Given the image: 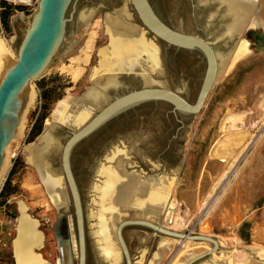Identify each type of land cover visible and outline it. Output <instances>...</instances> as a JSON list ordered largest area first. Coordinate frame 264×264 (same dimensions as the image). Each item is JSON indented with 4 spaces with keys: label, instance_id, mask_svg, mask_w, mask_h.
Returning a JSON list of instances; mask_svg holds the SVG:
<instances>
[{
    "label": "rangeland",
    "instance_id": "1",
    "mask_svg": "<svg viewBox=\"0 0 264 264\" xmlns=\"http://www.w3.org/2000/svg\"><path fill=\"white\" fill-rule=\"evenodd\" d=\"M74 1L66 15L69 19L74 8L72 22L67 26L58 54L46 67L44 74L38 80L29 83L35 90L36 101L27 114L22 137L13 140L7 147L8 170L6 169L0 189L1 194L5 187L0 201H3L8 193H14L8 198L9 201H6L2 214L5 219L9 215L15 217L12 226L14 240L12 250L8 253L7 264H16L13 244L17 238L16 218L20 204L26 208L27 216L37 222L38 231L44 236L43 244L33 249L35 256H39L46 264H57L58 243L52 228L59 218H65L72 264H77L78 250L73 209L60 168L62 147L75 131L60 124L54 125L51 114L62 100L79 98L85 90H90L93 86H103L100 81L105 79L104 74L100 77L96 70L102 61L107 60L105 58L107 56H104L106 53L108 58L110 57V48L107 49L108 41L102 11L101 15L100 13L95 15L96 10L105 7V14L108 16L120 9L122 13L125 11L130 16L133 24L138 28L142 27L127 0ZM77 1L79 5L76 4ZM158 1L167 25L172 30H181L208 43L219 57L220 68L204 107L199 114L185 122V129L178 134L175 145L178 165L171 171L162 170L159 175L166 199L162 211L146 215L134 204L130 209L117 210L118 219H113V222L109 214L103 215L107 221L109 244L116 254V264L124 262L118 248L115 229L118 224L130 220L150 222L176 233L214 239L219 249L212 257L201 260L205 262L204 264H226L228 260L229 264H234L232 261L236 260L246 264H264V45L256 43L257 40L252 38L253 35L264 37V0L256 1L250 19L256 20L255 26H246L243 29L244 33L232 40L226 38L225 34L234 17L226 14V9L217 4L218 0H193L197 8L194 12L191 0ZM37 9L38 6L30 14L24 13L22 8L12 11L6 21L7 29L0 22L3 32L0 39L12 55L13 64L18 60L17 52ZM92 33L95 38L88 63L79 64L76 60L83 59L85 44ZM148 38L154 45L148 43L161 51L158 59L159 72H151V75L154 74L151 77L153 81L148 80L150 83L148 87L161 86L179 93L191 105L194 104L206 71L205 65L180 51H167L165 45L153 36ZM240 48L243 49L244 57L226 72L231 58ZM112 63L113 60L109 63L110 73H113ZM65 67L71 70L76 69L75 67L83 69V77L76 87ZM99 71L102 73L101 69ZM42 82L44 89H56L49 107V116L39 137L45 134L52 142L46 151L45 164H48L51 172L62 181L66 205L60 209L50 200L37 170L28 164L27 150L37 145L39 139L38 137L34 142L28 143L30 131L43 106L41 99L43 89L40 87ZM133 83L128 84V88L141 89L147 86L144 83ZM73 87L75 89L70 90ZM56 99L60 100L54 103ZM231 113L244 117L242 136L249 147L242 151L244 144L240 145L234 151L235 161L227 159L222 162L219 158L213 157V154L218 148L217 145L226 138L229 139L223 128ZM150 114L143 111L140 116ZM92 116V114L88 116L89 120ZM145 126L146 123L141 124L142 133ZM132 136L117 138L111 147L101 151L87 152L81 148L74 150L77 156L73 158L71 168L82 200L88 249L87 264H114L103 254L100 249L102 245L97 237L99 222L97 214L100 207L96 189L101 187L104 181V176H100L99 170L113 167L107 161L109 156L112 158L117 152H124L125 156L128 153L142 155L139 150L124 148V141H128ZM132 140L143 141L137 137ZM142 151L145 154L147 149ZM13 154L15 156L12 158ZM219 154L222 155L221 152ZM15 162L17 164L14 166ZM223 175L225 178L221 180ZM176 220L181 223L180 228L174 227ZM245 224L247 227L244 234L248 236L246 241L241 238V227ZM124 241L133 264H186L212 249V246L206 243H181L135 227L124 231Z\"/></svg>",
    "mask_w": 264,
    "mask_h": 264
},
{
    "label": "water",
    "instance_id": "2",
    "mask_svg": "<svg viewBox=\"0 0 264 264\" xmlns=\"http://www.w3.org/2000/svg\"><path fill=\"white\" fill-rule=\"evenodd\" d=\"M74 2V0H37L38 9L17 52L18 60L11 66V69L0 83V162L4 149L12 141L11 134L15 128L10 126L8 130H4L5 121L9 118L15 105L14 103L22 89L29 82L38 80L44 74L46 67L58 54L65 38L67 26L72 22L74 8L69 19L66 18V15L70 7L74 5ZM127 2H129L143 28L152 34L156 40L161 41L172 50L184 52L198 59L205 65L206 71L202 79V85L196 96L197 99L192 105L188 104L177 94L162 87L155 89L144 86L142 90L134 91L123 97L114 99L109 105L95 114L92 120H88L80 128H76L73 123L69 122L63 124L65 127L75 131L70 134V138L62 147L60 168H62V177L67 186L70 201H72L73 217L75 219L76 249L78 250L77 264H86L87 249L82 203L71 168V157L74 149L92 137L96 131L111 122V120L117 118V116L145 104L165 103L172 108L174 114H178L184 118H193L204 107L208 94L216 83L220 68L219 57L208 43L197 37L172 30L167 25L161 13L160 1L127 0ZM217 4L226 9L227 15L234 17V19L236 18V15L230 11L228 0H218ZM243 29L244 27L238 31L229 27L226 29L225 37L232 40L234 37L244 33ZM142 80L144 83L147 79L143 77ZM53 115L54 111L51 114V119L53 124L56 125L58 123L52 118ZM39 139L37 140V144H39ZM48 148L44 151V160ZM136 198L135 194L131 193L128 201L120 206L117 205V209H130L137 200ZM113 218L116 220L118 216L114 215ZM114 220L111 221L113 222ZM131 227L152 231L159 236L175 239L181 241V243L199 242L212 246L209 252L197 256V258L190 260L188 264H197L198 261L212 257L219 249L217 242L208 237L176 233L166 228L158 227L150 222L130 220L118 224L115 229L118 248H120L124 264H133L123 237V231ZM57 243L60 264H72L69 243H63L61 239H57Z\"/></svg>",
    "mask_w": 264,
    "mask_h": 264
},
{
    "label": "bare ground",
    "instance_id": "3",
    "mask_svg": "<svg viewBox=\"0 0 264 264\" xmlns=\"http://www.w3.org/2000/svg\"><path fill=\"white\" fill-rule=\"evenodd\" d=\"M256 1L257 0H228L230 11L236 15V18L230 26L231 29L239 31L246 26H255L256 20L253 21L250 19L253 15L252 13ZM106 25V34L110 37L109 58L114 59L117 57V54H123L125 48L124 45L126 43H134L133 45H138V47H140L145 52V54H147L153 71L159 72L157 60L158 51L152 44L145 42L143 34H140L139 31L137 32V30H135L134 27L130 25V23L125 24L124 22L118 20L117 17L116 19L108 20ZM89 36L90 38L87 40L84 47L85 55L83 59L76 60V62L79 64L86 65L88 63L90 57L89 53L92 50L93 40L95 38L93 33ZM104 56H107L105 57L107 60L102 61L100 66L98 67L99 69L96 70V74H99L101 76L103 74L105 76L107 74L106 72H109V63L111 62L110 60H112L108 58V53H106ZM243 57V49L240 48V50H238L233 58H231L229 66H227L226 68V72L231 70L234 67L235 63L240 61V59ZM12 65V55L9 54L3 41L0 39V83L5 75L9 72ZM75 68L76 69L73 68V70H71L65 67L64 69H66L71 82L77 84V81H79L83 74V69L79 67ZM100 69L102 73H100ZM112 72L114 73V71ZM109 74L111 73L109 72ZM29 83L19 93L17 100L14 103L15 105L12 109V112L10 113L9 118L6 119L3 126L4 130H8L10 126L15 127L11 134L12 141L22 137V134L26 127L27 114L35 105L36 93L34 88L31 87ZM144 84L148 86L150 83H148V81L146 80ZM107 85H114V77H110L107 79ZM90 98H92L91 100L96 99L94 95H91ZM74 106L75 102L73 101V99L66 98L62 100L56 106L52 118L58 124H65L69 122L73 123L76 128L81 127L83 124L88 122L89 114L82 113L78 109V116H71L70 113H72V111L74 112ZM243 125V116H241L240 114L232 113L228 115L223 129L225 130L227 135H229V139L226 138L225 141L217 145L218 148L213 154V157L219 158L222 162L227 161V159H233L235 161L236 156L234 151L236 150V148L244 144V148L242 150L244 151L249 147L248 144H245V139L242 136ZM38 143L39 144L31 146L27 150V153H29L28 164L32 165L37 170L41 180V184L44 185L46 192L50 196V200L54 202H60V205L61 203L64 204V191L62 181L50 171V168L45 164L44 160V151L52 144L51 139L49 136H45L44 134V136L39 139ZM219 152H221L222 155L219 154ZM123 154L124 153L122 152H117L112 156L111 159H109V161L111 163L113 162L116 167L100 170V176H104V181L102 182L103 184L101 185V187H98L96 189V193H98L99 196L98 200L100 207V210L97 214V218L99 219L97 237H99V243L100 245H102V248L100 249L102 250L103 254L108 258L109 261L113 262L114 264H116V254L109 244L106 232L107 221L105 220L103 215L109 214L112 217L111 220H113V217L114 215L116 216L118 210L117 205L120 206L128 201V198L130 197L131 192L135 189L137 183L135 176L124 178L122 173L119 171L120 159L123 158ZM14 156L15 155L13 154L12 158ZM7 164L8 153L7 148H5L0 162V189L2 187L4 175L8 170ZM231 166H233V163ZM224 178L225 175L221 177V180ZM153 186L154 188H150L147 183L142 184L139 187V195L137 196V200L134 203L135 206L140 208L146 215L152 213H160L166 200L164 198V187H162L161 182ZM18 208L19 217L17 216V238L13 244V252L16 264H46L39 256H35L33 252L34 248H38L43 244L44 236L38 231L37 222L27 216L28 213L26 214V208L22 204L18 205ZM174 225L175 228H180L181 223H178V221L176 220L174 222ZM60 263L61 261L59 260V258H57V264Z\"/></svg>",
    "mask_w": 264,
    "mask_h": 264
},
{
    "label": "flooded vegetation",
    "instance_id": "4",
    "mask_svg": "<svg viewBox=\"0 0 264 264\" xmlns=\"http://www.w3.org/2000/svg\"><path fill=\"white\" fill-rule=\"evenodd\" d=\"M191 1L193 2V4H191V8L193 9L192 11L194 12L197 8H196V5H194V1L193 0ZM76 4L79 5V1H77ZM105 11H106V8L102 7L100 8V10H96L94 13L95 15H97L98 13L101 12L103 15L102 19H104L105 35L107 36V41H108L107 49L110 48L109 46L110 37L109 35L106 34V30H107L106 24L108 20L116 19V17L118 20H120L121 22H124L125 24L130 23V25L134 27V29L137 30V32L139 31L140 34H143L145 42H151L148 36H153V35L147 32L143 28L142 24H140V22L139 24L140 26H142L141 28H138L135 24H133L130 16L125 11L122 13V11L119 9V10L113 11L112 15L110 14L108 16H106ZM101 13L99 15H101ZM174 30L179 33L188 35V36L191 35L181 30H177V29H174ZM151 43L154 45L153 42ZM133 44L126 43L124 45L125 48H124L123 54H117L116 58L114 59L112 58L113 60V63H112L113 70L112 71H114V73L105 75L103 77L105 79H102V81H100L101 85H103L102 87L93 86L90 90H85L80 95L79 98L73 99V101L75 102V106L73 108L74 112L72 111L71 116L77 117L78 116L77 110L79 109L81 112L84 111L85 114H89V115L92 114L93 115L91 117V120H92L95 114H97L101 109L109 105L110 102H112L114 99L123 97L128 93L143 89V88L139 89L135 87L128 88V84L133 83V82H138V83L143 84V80H142L143 77L146 78L147 81L148 80L153 81L151 77L154 74L151 75V72L152 73H157V72L153 71L147 54H145V52L140 47H138V45L136 46V44L135 45ZM162 44L164 45V43ZM166 49L167 51L172 50L168 47H166ZM157 51L159 52V54L161 53L160 50H157ZM181 53L184 55H188L184 52H181ZM159 54H158L157 60L160 58ZM110 77H114V85L108 86L107 79ZM78 82L79 81H77V83ZM74 86L76 87L77 84L75 83ZM75 87L70 88V90L73 91ZM159 87L161 86H155L151 88L156 89ZM172 93L177 94L179 97L184 99L179 93L177 92L176 93L172 92ZM91 95H94L96 99L91 100L92 99L90 98ZM184 100L188 104H190V102L187 99H184ZM143 111L150 112L151 114L149 116L151 117L146 116V115L140 116V113H142ZM188 119L189 118H184L178 114H174L172 111V108L165 103L145 104L141 107L128 110L126 113L117 116V118L111 120V122L106 124L104 127L100 128L98 131L95 132V134L92 137H90L86 141L79 144V146L76 148L77 149L81 148V150L83 149L84 151H87V152H93L95 150L101 151L102 149L111 147L114 140H117V138L133 135L132 137H130V139H128V141H124L125 142L124 148L126 150L128 149L129 150H139L140 151L139 153H141L142 155L136 156L134 154L128 153V155L125 156L123 154V158L120 159L119 171L122 173L124 178H129L130 176L136 177V182H137L136 187L131 193H134L135 196L137 197L139 195L138 193L139 187L142 184L147 183L150 186V188L152 187L154 188L153 185H157V183L161 182V185L163 187L162 181L159 180V175L162 172V170L165 172L171 171L175 169V167L178 165L175 145H176L178 134L180 133V131L185 129V126H186L185 122ZM142 123H146L143 133L140 130ZM60 126L67 128L63 125V123L60 124ZM161 128L162 130H160ZM135 137L139 139H143V141L140 140V141L134 142V140L132 139ZM145 149H147V152L144 154L142 150H145ZM76 156L77 155L75 154V151H74V154L71 157V166L73 163V158L75 159ZM109 157L107 161L111 159V157L110 158ZM110 164L113 167H116L113 162L112 163L110 162ZM131 168H134V169L131 170ZM50 171H51V168H50ZM138 173H141V175L144 177H142ZM99 174H100V170H99ZM79 197H80V194H79ZM63 199H64V204L61 203L62 206L60 205V202L53 201L54 202L53 204L58 209H60L64 207V205H66L65 196ZM81 203H82V200H81ZM71 207H72V201H71ZM82 211H83V206H82ZM65 223H66L65 218L64 219L59 218L58 221L54 224L52 231L57 236V239H61L63 243L65 242L69 243L68 234H66L67 229L65 227ZM84 226H85V220H84ZM124 231H123V237H124ZM86 244H87V239H86ZM86 249H87V246H86ZM70 255H71V250H70ZM87 255H88V249H87ZM87 255H86V261H87ZM71 261L73 260L71 259Z\"/></svg>",
    "mask_w": 264,
    "mask_h": 264
},
{
    "label": "trees",
    "instance_id": "5",
    "mask_svg": "<svg viewBox=\"0 0 264 264\" xmlns=\"http://www.w3.org/2000/svg\"><path fill=\"white\" fill-rule=\"evenodd\" d=\"M0 9H1L0 22H2L4 27H6V29H7V22L6 21L8 20L10 13H12V11L20 9V8H14L10 5L8 6L5 3H3V0H0ZM252 38L255 41L257 40L256 43L264 45V37L262 38L260 35H253ZM40 87H42V89H43V93L41 96L43 106L41 107V113L35 119L36 121H35L32 129L30 131L28 143L34 142L35 139H37L39 137V135L41 134L45 120H47V117L49 116V114H48L49 107L51 105L52 97H53L54 92L56 90V89H52V90L51 89H44V82L41 83ZM59 100L60 99H56L54 101V103H57ZM16 164L17 163L15 162L14 166ZM4 190H5V187H4L3 191L1 192L0 196L3 195ZM13 195H14V193H8L4 197L8 199L9 197H11ZM6 203H7L6 201H0V212L1 213H2L3 207L5 206ZM7 218L11 219L12 221H14V219H15V217H12L11 215H9V217H7ZM245 227H247V224L242 225V227H241V238H243L246 241L248 236L244 234V230L246 229Z\"/></svg>",
    "mask_w": 264,
    "mask_h": 264
},
{
    "label": "built area",
    "instance_id": "6",
    "mask_svg": "<svg viewBox=\"0 0 264 264\" xmlns=\"http://www.w3.org/2000/svg\"><path fill=\"white\" fill-rule=\"evenodd\" d=\"M3 3L14 8H22L24 13L30 14L37 8V0H3ZM0 35L3 36L0 26ZM13 221L3 219L0 212V264H7L8 253L14 240Z\"/></svg>",
    "mask_w": 264,
    "mask_h": 264
},
{
    "label": "crops",
    "instance_id": "7",
    "mask_svg": "<svg viewBox=\"0 0 264 264\" xmlns=\"http://www.w3.org/2000/svg\"><path fill=\"white\" fill-rule=\"evenodd\" d=\"M3 201H9V200H8L7 198H4ZM10 201H12V199H11ZM1 216H2L3 219H5V217H4V215H3L2 213H1ZM11 250H12V249H11ZM201 255H202V254H201ZM199 256H200V255H199ZM195 258H197V257H195ZM191 260H192V259H191ZM203 260H204V259H203ZM203 260H202V261H203ZM212 260H213V259H212ZM189 261H190V260H189ZM189 261H188V262H189ZM188 262H186V264H188ZM229 262H230V261L228 260V262H227L226 264H229ZM232 262H233L234 264H246V263H242V261H237V260H236V262H234V261H232ZM204 263H205V262H201V261H198V262H197V264H204ZM231 264H232V263H231Z\"/></svg>",
    "mask_w": 264,
    "mask_h": 264
}]
</instances>
